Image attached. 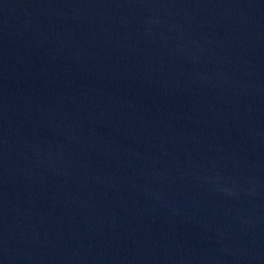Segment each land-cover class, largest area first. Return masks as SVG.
Masks as SVG:
<instances>
[{"label":"water","instance_id":"1","mask_svg":"<svg viewBox=\"0 0 264 264\" xmlns=\"http://www.w3.org/2000/svg\"><path fill=\"white\" fill-rule=\"evenodd\" d=\"M0 264H264V0H0Z\"/></svg>","mask_w":264,"mask_h":264}]
</instances>
